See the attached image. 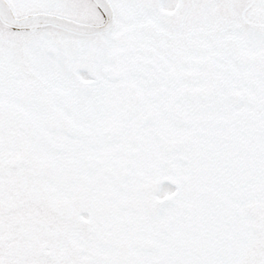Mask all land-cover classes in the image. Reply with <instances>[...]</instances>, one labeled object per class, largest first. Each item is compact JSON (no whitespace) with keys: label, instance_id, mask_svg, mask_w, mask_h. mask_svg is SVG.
I'll list each match as a JSON object with an SVG mask.
<instances>
[{"label":"snow or ice","instance_id":"1","mask_svg":"<svg viewBox=\"0 0 264 264\" xmlns=\"http://www.w3.org/2000/svg\"><path fill=\"white\" fill-rule=\"evenodd\" d=\"M0 264H264V0H0Z\"/></svg>","mask_w":264,"mask_h":264}]
</instances>
